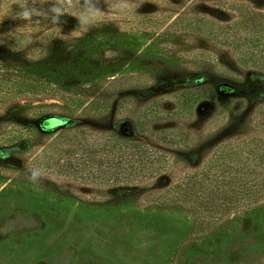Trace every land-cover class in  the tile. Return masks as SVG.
<instances>
[{"label": "rangeland", "instance_id": "rangeland-1", "mask_svg": "<svg viewBox=\"0 0 264 264\" xmlns=\"http://www.w3.org/2000/svg\"><path fill=\"white\" fill-rule=\"evenodd\" d=\"M37 1L0 7L9 25L0 24V39L22 44L49 24L64 40L48 57L46 44L32 42L25 65L0 66V264H264V198L204 213L160 204L152 191L118 198L113 183L114 135L136 124L188 134L187 146L174 148L138 134L167 153L176 181L228 144L238 155L241 140L264 148V97L251 103L235 88L248 92L251 80L263 88L264 70L240 65L222 44L242 37L240 7L258 11V0H64L76 20L62 28L40 20ZM17 79L47 96L7 102ZM214 80L229 101L200 96ZM70 147L74 174L62 167ZM246 168L264 164L248 156Z\"/></svg>", "mask_w": 264, "mask_h": 264}, {"label": "trees", "instance_id": "trees-1", "mask_svg": "<svg viewBox=\"0 0 264 264\" xmlns=\"http://www.w3.org/2000/svg\"><path fill=\"white\" fill-rule=\"evenodd\" d=\"M7 1L0 0V7ZM26 1L22 0L23 4L21 5L30 6V4L25 3ZM93 2L98 4L100 0H94ZM257 3L262 8L258 9V11L254 10L255 7L241 5L242 12L239 23L243 35L240 39H226L222 44L233 51L240 65L247 68L264 70V0H258ZM81 6L79 5V11L85 13L86 7H82L81 9ZM35 7H38L36 9L37 13L45 14V19L40 20H46L45 22L47 23L54 22L57 24L56 28H62V26L73 23L76 20L74 15L68 13L64 0H38L35 2ZM235 8L238 10L237 7ZM29 9L30 7H27V10H23V13L29 12ZM230 10H232V6ZM10 14L5 16L11 19L9 17ZM181 18V15L177 16L173 23L179 21ZM2 20L1 16V28L9 27L7 25L8 21ZM50 26L47 24V29L45 30L37 26L34 28L35 30L30 31L33 34L31 37H27L26 35L23 37L22 44L18 40L1 38L0 66L7 68L19 61H23L22 65H25L26 61H29V57H32L31 53L25 52V48L32 42L41 43L42 46L46 44V57L51 56L58 45L64 40L60 37L62 36L61 34L59 36L54 34L55 29L47 31ZM214 35H217V33ZM16 82L17 89L8 94L7 102L12 103L16 98V100H23L25 97L35 98L36 96L40 98L48 94V88L39 86L38 84L23 79H17ZM251 83H253V80L245 87L242 86L245 90L249 88L248 92L245 93H241L239 87H235L236 96H240L239 98H244L251 103L263 100L264 87L251 89ZM219 84L218 80L206 83V85H209V88L203 87L201 89L203 95L200 94V96L215 102L224 103L225 101H229L230 98L219 92ZM206 85L204 84V86ZM190 105V103L184 102L182 108L187 111ZM145 127L143 123L136 124L130 135L120 136L122 133L114 135L116 139L114 142L116 163L114 165L113 183L117 186V189L114 191H116L118 198L121 195L130 196L138 192L152 191L154 192L152 193V197L160 204H164L165 200H170L172 206L188 205L204 213L226 211L244 204L245 200L256 201L264 198V170L256 172L252 168H246L248 156L256 159V162H259V164H264L263 144L257 139L253 141L241 140L239 142L238 145L241 153H243L242 148L249 147L246 158L241 153L238 155V149H235L231 143L221 148L219 152L208 159L207 166L205 165L201 169L196 168L192 173L186 174L182 179L176 181L171 180L173 177V167L170 165V158H166L167 153L164 154L149 147L146 142L139 141L138 134L140 133L145 139L148 137L153 138L156 144L170 148L179 147L183 144L186 147V142L189 140L188 134L180 133L178 138L170 136L171 132L166 129H161L160 133L156 134L148 127ZM36 131L40 133L38 127ZM25 142H28V140ZM76 152L77 150L70 147L64 153L65 162L64 165L62 164V167L63 169L67 168L66 170L71 169L72 174L80 172L78 171L79 168L76 167V171L70 162V159L73 157L71 155H76ZM41 154L42 158L46 157V148L42 150ZM234 160H237L238 165L232 164ZM89 178L91 177H86L87 181H95L94 177L92 180ZM100 180L105 181L102 182L103 184L109 183V180L105 177H102ZM172 195L173 197L168 199V196Z\"/></svg>", "mask_w": 264, "mask_h": 264}]
</instances>
